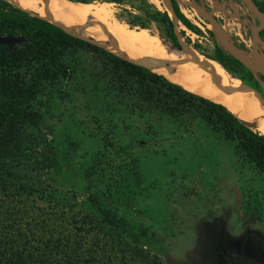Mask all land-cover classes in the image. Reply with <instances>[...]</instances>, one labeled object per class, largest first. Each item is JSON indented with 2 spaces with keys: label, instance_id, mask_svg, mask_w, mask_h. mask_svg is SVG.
Instances as JSON below:
<instances>
[{
  "label": "trees",
  "instance_id": "1",
  "mask_svg": "<svg viewBox=\"0 0 264 264\" xmlns=\"http://www.w3.org/2000/svg\"><path fill=\"white\" fill-rule=\"evenodd\" d=\"M136 1L150 8L144 11L146 18L157 21L170 46L181 50L169 13L146 0ZM195 1L209 11L201 0ZM252 1L264 14V0ZM168 2L176 20L200 35L178 3ZM13 5L0 0V37L14 39L0 43V264H162L144 247L154 235L117 214L104 192L96 189L95 181L104 170L101 153H93L83 170V200L74 202L73 196L56 186L51 174L59 172L61 165L49 153L51 139L42 123L49 114L48 96L63 98L69 94L67 87L110 117L125 111L171 125L195 124L264 175V134L250 129L225 106ZM207 32L214 37L212 30ZM258 38L264 42V26ZM213 45L214 55L207 57L261 95L263 76L216 42ZM90 119L96 122V117ZM122 126L128 129L125 123ZM124 129L119 137L126 136ZM102 140L106 147L112 146L107 134ZM112 186L106 183L105 190ZM218 234L224 237L221 231ZM217 244L213 253L218 264H235L231 261L235 253H221L224 247L220 240Z\"/></svg>",
  "mask_w": 264,
  "mask_h": 264
},
{
  "label": "rangeland",
  "instance_id": "2",
  "mask_svg": "<svg viewBox=\"0 0 264 264\" xmlns=\"http://www.w3.org/2000/svg\"><path fill=\"white\" fill-rule=\"evenodd\" d=\"M146 1L170 14L181 49L189 46L209 59L207 56L214 55V42L223 47L221 36L196 15L189 0H177V3L201 30L200 35L191 33L176 20L168 0ZM201 2L251 63L250 38L257 25L254 11L240 0ZM107 3H111L119 21L133 28L142 24V28L157 32L170 51H180L171 48L157 21L146 18L144 11L150 10L146 4L136 0ZM262 20L264 24V14ZM207 29L213 31L214 37ZM83 39L93 42L90 38ZM102 45L99 46L117 54ZM255 49L264 55V42L260 38L255 41ZM157 72L166 76L160 70ZM261 85L264 101V77ZM67 91L69 94L63 98L56 94L48 96L49 114L42 123V129L51 139L49 153L61 165L59 172L51 176L66 196H73L74 202L84 199L83 170L90 156L99 152L104 159V170L95 181L96 189L104 192L106 202L117 214L154 235L144 247L156 254L162 264H218L213 253L218 240L224 247L221 253H235L231 260L235 264L264 261L263 174L255 173L229 147L195 124L171 125L153 117L129 116L125 111L110 117L98 106L87 105L84 96L69 87ZM91 116L96 117V122H92ZM120 129H124L122 133L126 136L117 135ZM103 134L111 139V147L104 145ZM109 182L113 186L108 192L105 185Z\"/></svg>",
  "mask_w": 264,
  "mask_h": 264
},
{
  "label": "bare ground",
  "instance_id": "3",
  "mask_svg": "<svg viewBox=\"0 0 264 264\" xmlns=\"http://www.w3.org/2000/svg\"><path fill=\"white\" fill-rule=\"evenodd\" d=\"M6 1L58 26L66 33L82 39L90 38L97 45L109 46L124 58L160 70L171 82L222 104L250 129L264 134V101L261 95L243 86L239 79L229 76L217 62L203 57L189 46L179 52L170 51L168 44L154 30L129 27L119 21L111 3ZM243 59L246 60V57L243 56Z\"/></svg>",
  "mask_w": 264,
  "mask_h": 264
},
{
  "label": "water",
  "instance_id": "4",
  "mask_svg": "<svg viewBox=\"0 0 264 264\" xmlns=\"http://www.w3.org/2000/svg\"><path fill=\"white\" fill-rule=\"evenodd\" d=\"M246 6L251 8L257 19V25L255 30L251 33L250 38V54L252 57V62H248L243 59V54L241 49L234 45L232 41L229 39V35L223 30L217 20L207 11L201 4L197 3L195 0H189L190 6L195 10L197 16L205 19L208 24L217 31V33L221 36L223 40V48L231 52L243 66L247 69L257 72L258 74L264 77V63L262 54L255 49V41L258 38V31L264 26L262 20V14L256 4L252 0H240ZM14 39L8 37H0V43H12ZM139 63V62H138Z\"/></svg>",
  "mask_w": 264,
  "mask_h": 264
},
{
  "label": "crops",
  "instance_id": "5",
  "mask_svg": "<svg viewBox=\"0 0 264 264\" xmlns=\"http://www.w3.org/2000/svg\"><path fill=\"white\" fill-rule=\"evenodd\" d=\"M177 2V0H175ZM168 5H169V2H168ZM179 6V5H178ZM170 7V6H169ZM171 9V8H170ZM170 15V14H169Z\"/></svg>",
  "mask_w": 264,
  "mask_h": 264
}]
</instances>
